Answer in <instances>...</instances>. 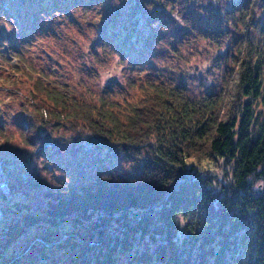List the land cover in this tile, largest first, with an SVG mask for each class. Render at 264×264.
Here are the masks:
<instances>
[{"label":"trees","instance_id":"16d2710c","mask_svg":"<svg viewBox=\"0 0 264 264\" xmlns=\"http://www.w3.org/2000/svg\"><path fill=\"white\" fill-rule=\"evenodd\" d=\"M101 2L105 7L98 43L106 42L118 48L122 57L129 55L132 60L133 56L135 59L142 58L153 49L158 39L166 37L157 29L153 30L151 25L159 21L162 26H168V13L159 5L152 12L144 8L145 3H153L154 0H127L120 7H113L111 0H40V10L68 14L72 7L91 8ZM247 3L248 0L232 1L230 9L239 10ZM238 20L243 27L241 36L235 42L237 50L234 59L239 70L233 68L231 72H237L239 82L232 89L226 93L204 92L203 99L198 103L181 99L175 95L176 89L167 96L155 97L172 110L175 124L179 125V128L173 127L168 136L160 137L159 148L154 154L156 164L150 159L141 161L130 173L120 176L121 171L109 167L115 168V158L119 160L123 157L106 140L94 138L73 142L70 147L64 148L50 140L43 130L37 132L30 143H41L38 156H45L55 162L57 169L62 168L69 173L75 167L73 164H77L79 173L78 165L85 155L88 158L85 163L91 166L89 175L94 180L80 188H69L68 196L52 189L51 193L44 194L45 205H42L40 200L32 202L27 194L21 198V188L8 179L6 182L13 197L5 198L6 204L12 202L8 209L3 210L0 221V264H17L19 257L30 252V246L38 249L40 243L48 245L41 247L44 251H51L40 254V264H242L243 248L246 247L245 240L251 232L252 222L264 214V193L250 197L247 191L250 184H246L249 174L264 166V123L261 122L264 112L255 111L264 106V59L254 63L251 51L247 53L249 58L242 59L250 20H246L244 15ZM177 32L174 31V34ZM176 38L180 42L181 38ZM174 52H177L176 48ZM184 86L181 78L178 90ZM37 87L38 91L47 93L43 84ZM151 87L153 85L148 83L141 86V90ZM52 99L57 103L64 102L59 92H55ZM151 107L154 111L155 106ZM118 111L119 105H111L108 110L96 113L99 119L94 122L98 125L95 129L98 135L111 139L113 134L123 133L139 138L146 131L143 124L137 127L136 122L130 121L131 126L125 125L116 114ZM134 111L142 115L146 109L137 108ZM234 111L239 113V126ZM21 120L24 123V119ZM167 123L169 121H165ZM105 124L112 127L105 128ZM256 125L260 131L250 135L249 127ZM198 149L215 153L226 163L234 164L238 177L237 190L240 191L233 192L231 197L222 196L205 188L204 182L191 170L179 171L185 151L190 150L189 154L195 155ZM62 151L70 154L66 161H62L65 156L61 155ZM16 152L23 154V151ZM12 154L8 148L0 149V163L7 178L14 166L17 167V160L8 158ZM54 154L58 156L57 163ZM60 163L62 167L58 166ZM156 168L178 171L170 188L155 180L136 186L131 184V180L144 175L145 169ZM113 174L120 176L123 183L100 179ZM168 183L165 181V186ZM197 191L201 192L199 198ZM205 197L202 221L209 224L207 229L198 230L197 235L192 236L171 222L170 218L178 209L183 208L187 212L194 206L199 207ZM249 200L253 202L243 203ZM238 203L240 209L235 208ZM225 204L228 206L225 207ZM40 227L59 232L60 237L52 242L39 235L34 243H29L22 250L24 239H29ZM195 229L196 224H193L189 232L195 233ZM260 230L258 224L257 239L261 243L257 245L256 240L252 241L254 251L259 247L260 255L250 259L249 264L264 261V236L259 235Z\"/></svg>","mask_w":264,"mask_h":264},{"label":"clouds","instance_id":"9594fccd","mask_svg":"<svg viewBox=\"0 0 264 264\" xmlns=\"http://www.w3.org/2000/svg\"><path fill=\"white\" fill-rule=\"evenodd\" d=\"M122 2L127 3V0H111V5L120 7ZM231 3L232 0H154L153 3H145L146 11L152 12L159 5L175 21L170 26H162L156 21L151 25L153 30L158 29L167 34L179 26L190 32L180 42H176L172 35L158 39L154 44L157 55L149 58L152 68L147 64H137L133 68L129 58L122 57L106 42L93 48L99 39V28L104 19L103 2L94 4L91 8L72 7L70 14L60 11L51 15L41 13L43 23L46 26L51 23V30L33 33V38L28 43L19 41L20 28L15 18L0 14V29L8 35L17 34L18 43L17 51L8 40L0 41V149L11 148L26 152L32 157L40 179L52 189L60 190L63 196L70 195L72 178L67 172L57 169L54 161L37 155L41 143L37 141L32 144L30 141L39 130H43L50 140L58 142L64 148L70 147L73 142H86L94 138L106 140L123 157L120 161V176L130 173L141 161L150 159L156 164L154 154L159 148L160 137L168 136L170 130L173 127L179 128V125L175 124L176 118L172 110L155 97L167 96L176 89L175 95L181 99L198 103L203 99L202 93L208 89L219 93L221 89H230L239 82L237 72H226L223 63L217 65L218 55L224 53L231 41L225 38L217 46L215 38L218 36H206L198 31L190 17L185 19L189 7H195L200 16L209 14L206 9L210 4L218 8L222 17L219 25L221 32L231 27L234 19L244 15L250 23L247 24L245 55L242 59L249 58V51L253 53L251 59L254 63L264 59V0H248L246 7L229 12L228 6ZM174 43L178 52L173 51ZM48 57L61 60L63 67L49 62ZM13 65H18L19 70H15ZM230 67L239 70L236 63H232ZM181 78L185 86L178 90ZM130 81H136L140 86L151 83L153 87L143 91L141 87L132 89ZM38 84H43L47 93L38 91ZM55 92L64 97V102L53 101ZM111 105H119L116 114L125 125L131 126L130 121L136 122L137 127L143 124L146 131L139 138L123 133L113 134L111 139L98 135L95 131L98 125L94 122L99 119L96 113L108 110ZM153 105L154 111L151 107ZM137 108H144L146 111L141 115L134 111ZM255 111L264 112V106ZM21 114L24 119L23 127L15 122ZM233 114L236 115L239 126V113L234 111ZM156 121L160 123L157 124ZM165 121L169 123L165 124ZM261 122L264 123V117ZM104 127L110 128L112 125L105 124ZM259 131L258 125L248 129L250 135H256ZM189 152L190 150H186L181 157L179 171L191 170L204 182L205 188L222 196L231 197L233 192L240 191L237 190L238 177L234 164L226 163L223 157L206 153L203 149H198L195 155ZM66 154L61 152L62 156ZM173 171L175 170L145 169L144 175L140 179L131 180V184L136 186L155 180L165 188H170L178 172L175 171L173 176ZM262 172L264 166L258 167L256 172L247 177L246 184H250L247 191L252 198L258 193H264ZM120 176L104 175L100 179L103 182L122 184ZM165 181L169 182L168 186H165ZM196 196L199 198L201 192L197 191ZM205 200L207 197L202 199L199 207L194 206L187 212L183 208L178 209L170 218L171 222L192 236H196L198 230L207 229L209 224L202 221ZM246 202L253 201H243L245 205ZM235 208L240 209V204H236ZM241 211L244 214L243 209ZM262 216L264 214L257 216L252 222L251 232L245 240L246 247L243 248L242 264H249L250 259L260 255L259 247L254 251L252 241L256 240L257 245L261 243L257 239L258 224L261 226L259 235L264 236ZM193 224H196L195 233L189 232Z\"/></svg>","mask_w":264,"mask_h":264},{"label":"rangeland","instance_id":"374dc122","mask_svg":"<svg viewBox=\"0 0 264 264\" xmlns=\"http://www.w3.org/2000/svg\"><path fill=\"white\" fill-rule=\"evenodd\" d=\"M235 1V0H232ZM206 11L209 13L207 16H200L197 14V11L195 7H189L185 19H188L189 17L193 20V26L197 28L198 31L203 33L206 36H218L215 39L217 40V46H219L220 42L223 41L225 38L229 39L231 41V44L224 49V53L218 55L217 57V65L223 63L226 68V72H231L230 65L232 63H235V53L237 50V45H235L236 39L241 36V28L240 26L241 23L239 20H235V22H232V26L227 28L224 32H221L219 29V25L222 21V17L220 16L219 9L212 7L210 4ZM228 11L231 12L230 9V4L228 6ZM41 13H44L46 15H51L53 13L52 10H40V0H0V14L2 15H7L10 18L14 17L16 20L17 25L20 28V33H19V41L23 43H28L32 40L33 33L36 32H41V31H50L51 30V23L49 25H45L41 19ZM70 14V13H68ZM71 19V17H70ZM167 19H168V26L172 25L175 23V21L171 18L169 14H167ZM75 23V21H72ZM158 32H160L157 29ZM174 31H178L177 33L174 34ZM161 33V32H160ZM162 36L166 35H172L175 38L180 37L182 41L185 36L190 35V32L187 29L180 28L177 26L173 31L165 34L161 33ZM3 40H8L11 44V47L14 50L18 51V43H17V34L13 33L11 35H8L4 33L2 29H0V41ZM179 39L176 38V42H178ZM99 44L98 40L95 42L93 45V48L95 45ZM112 47V46H111ZM173 51L176 48V44L174 43L172 45ZM113 48V47H112ZM115 51L120 53V50L116 47L113 48ZM178 52V49H177ZM228 54V56H227ZM47 55V54H43ZM157 55V53L153 49L149 50L148 53H146L142 58L135 59L133 56V59L129 55H127V58L130 59L131 64L133 65V68L135 65L140 64V65H145L147 64L148 67L152 68L153 66L149 63V58ZM227 57V58H226ZM49 62L55 63L58 67H63L62 61L59 59L53 60L52 57H48ZM13 68L15 70H19L18 65H13ZM43 72V70H42ZM53 75H59V73H53ZM133 84L131 85L132 89H136L137 87H141L136 81H131ZM111 86V82L109 87ZM234 87V84L233 86ZM232 87L230 89H232ZM229 90V88L225 87L221 89L219 93H226ZM208 92L214 91L212 89H208ZM217 93V92H216ZM203 94V93H202ZM21 118H23L22 114L16 118V123L20 126L23 127L24 123L22 122ZM11 152L13 153L10 157L12 161L14 159L17 160V167L16 165L14 166V169L12 173L8 176H6V173L2 169V165L0 163V220L3 218V210H6L10 207V204H6L5 198H11L13 196V193L10 191L8 185H7V180L9 179L12 183H15L16 186L20 187L21 190L19 192V195L21 198H24V194H27L30 196V199L33 201L40 200L41 204L45 205V199H44V194L46 193H51L52 188L45 183L43 180L40 179L39 173L36 169V166L32 163V157L28 155L26 152H23L22 155H19V153L16 152L15 149H11ZM50 154V153H49ZM67 155H70L69 153L66 154L63 158L62 161H66ZM107 155V154H106ZM3 156H5L3 154ZM56 163L58 156L54 154ZM68 159V158H67ZM123 158H115L116 161V166L115 168L109 167L110 169H116L121 171L120 169V161ZM85 161H88V158L84 155V159L82 162L78 165V169L80 172L78 173L76 170L77 164H73L75 167L71 168V173L67 172L69 176L72 178V183L69 186V188H80L85 183L92 182L94 179L91 178L90 174V167L88 164L85 163ZM74 163V162H72ZM61 167L63 164H59L58 166ZM72 165V166H73ZM59 170L63 171L62 168H58ZM51 171L50 169H48ZM65 172V171H63ZM73 173V174H72ZM77 176H76V175ZM62 183V179L60 180ZM20 198V199H21ZM15 202V201H13ZM3 226L5 224L1 223ZM44 236L45 238H48L50 240L56 241L60 237V233L54 232V230H50L46 227H40V230L34 231L33 235L29 239H24L22 242V250L27 247V245H30L29 243H34V240L38 236ZM47 242V241H45ZM48 243V242H47ZM49 244V243H48ZM40 248L34 249L31 248L28 253L24 254L23 256L19 257V260H17V264H40V254L45 252L49 253L51 252L50 249L49 251H44L41 247L45 246L48 247V245L44 244L43 246L40 243ZM33 249V250H32Z\"/></svg>","mask_w":264,"mask_h":264}]
</instances>
